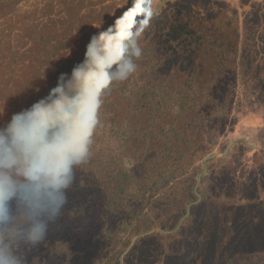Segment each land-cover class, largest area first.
<instances>
[{"label":"trees","instance_id":"1","mask_svg":"<svg viewBox=\"0 0 264 264\" xmlns=\"http://www.w3.org/2000/svg\"><path fill=\"white\" fill-rule=\"evenodd\" d=\"M124 2L0 0V127L83 60ZM245 6L240 19L234 0H149L150 18H137L138 70L105 95L90 159L62 193L40 194L39 243L21 237L34 190L8 202L5 238L22 264L264 255V0ZM242 123L263 148L236 137L214 156Z\"/></svg>","mask_w":264,"mask_h":264},{"label":"clouds","instance_id":"2","mask_svg":"<svg viewBox=\"0 0 264 264\" xmlns=\"http://www.w3.org/2000/svg\"><path fill=\"white\" fill-rule=\"evenodd\" d=\"M148 3L125 0L113 23L90 37L83 60L70 73H61L46 96L14 112L0 127V264H22L5 238L12 219L8 202L15 193L34 190L31 220L21 237L39 243L47 231L38 218L40 194L62 193L73 183L75 168L90 159L105 95L138 70L143 49L137 18H150Z\"/></svg>","mask_w":264,"mask_h":264},{"label":"rangeland","instance_id":"3","mask_svg":"<svg viewBox=\"0 0 264 264\" xmlns=\"http://www.w3.org/2000/svg\"><path fill=\"white\" fill-rule=\"evenodd\" d=\"M234 3L237 6L240 19L243 18L244 12H247V10H240L239 8L241 6V8L247 9V7L245 5L250 3V0H234ZM241 22L244 23L243 21H241ZM254 123L257 124V122H254ZM259 123H261V120L259 121ZM255 124H253L252 126L254 127ZM249 127H248V125L246 126L245 123H242V124L238 125L237 130L235 131V133H233V136H232V137H234V139L230 142V144L228 145V147H227V149L225 151V152H227V154L229 153L230 146H232L233 143L236 141V137L238 138V137H247V136L252 137V136H254V139H252V141H254V143L256 145H260V146H256V148H263V147H261V144H260V142H261V139H260V136H259L260 134L258 135V132L255 131V130H252V132H249V130H248ZM215 153H220V155H217V156L225 155L223 152H220V151H215ZM51 193L55 194V192H51ZM52 196H53L52 201H54L57 205L59 204L61 198L63 197V196H59V195H56V194L52 195ZM234 264H264V255L258 256L254 260H250V259H247V258L245 259L244 257H237L234 260Z\"/></svg>","mask_w":264,"mask_h":264},{"label":"water","instance_id":"4","mask_svg":"<svg viewBox=\"0 0 264 264\" xmlns=\"http://www.w3.org/2000/svg\"><path fill=\"white\" fill-rule=\"evenodd\" d=\"M224 154L226 155L227 152H225ZM217 155H220V153H215V154H214V156H217ZM211 157H212V156L207 157L206 160H208V159L211 158ZM206 160H205V161H206Z\"/></svg>","mask_w":264,"mask_h":264},{"label":"snow or ice","instance_id":"5","mask_svg":"<svg viewBox=\"0 0 264 264\" xmlns=\"http://www.w3.org/2000/svg\"><path fill=\"white\" fill-rule=\"evenodd\" d=\"M139 9V4L137 5V10Z\"/></svg>","mask_w":264,"mask_h":264}]
</instances>
